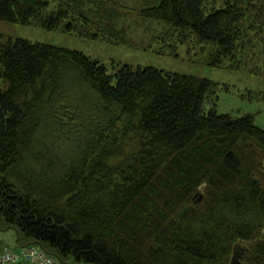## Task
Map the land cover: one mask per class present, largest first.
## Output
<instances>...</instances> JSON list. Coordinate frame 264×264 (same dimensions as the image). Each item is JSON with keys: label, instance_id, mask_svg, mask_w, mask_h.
Returning <instances> with one entry per match:
<instances>
[{"label": "trees", "instance_id": "16d2710c", "mask_svg": "<svg viewBox=\"0 0 264 264\" xmlns=\"http://www.w3.org/2000/svg\"><path fill=\"white\" fill-rule=\"evenodd\" d=\"M112 7L0 0V22L112 43L124 35ZM149 13L213 68L253 64L264 40V0H161ZM0 85V222L17 250L59 264H264V131L217 114V84L109 75L80 52L0 35Z\"/></svg>", "mask_w": 264, "mask_h": 264}, {"label": "rangeland", "instance_id": "374dc122", "mask_svg": "<svg viewBox=\"0 0 264 264\" xmlns=\"http://www.w3.org/2000/svg\"><path fill=\"white\" fill-rule=\"evenodd\" d=\"M62 1V0H60ZM116 7L108 9L115 18V28L123 30V40L112 43L102 40H84L77 36L48 32L37 27L18 26L0 22V35L13 39H23L52 47L77 51L103 65L109 75L121 66L132 70L154 68L171 74L193 76L217 84L216 113L234 119L252 116L255 127L264 131V40L253 42L250 55L253 64L239 71L213 68L208 65V52L192 41L178 43L176 38H168L169 25L150 16L149 10L161 0H111ZM59 2H52L48 13L56 11ZM257 70L258 75L252 74ZM3 90L5 87L0 85ZM224 88L228 89V92ZM253 96V97H251ZM16 232L6 229L0 222V250L9 246L16 250Z\"/></svg>", "mask_w": 264, "mask_h": 264}, {"label": "built area", "instance_id": "2783aa9c", "mask_svg": "<svg viewBox=\"0 0 264 264\" xmlns=\"http://www.w3.org/2000/svg\"><path fill=\"white\" fill-rule=\"evenodd\" d=\"M0 264H59L55 259L48 256L44 251L27 247L13 250L5 246L0 253Z\"/></svg>", "mask_w": 264, "mask_h": 264}, {"label": "water", "instance_id": "95a60500", "mask_svg": "<svg viewBox=\"0 0 264 264\" xmlns=\"http://www.w3.org/2000/svg\"><path fill=\"white\" fill-rule=\"evenodd\" d=\"M194 211V208L192 207V206H190V207H186V208H184L183 210H181L180 212H179V214H178V218H181L182 216H184V215H186V214H188V213H190V212H193Z\"/></svg>", "mask_w": 264, "mask_h": 264}, {"label": "crops", "instance_id": "0c3cea01", "mask_svg": "<svg viewBox=\"0 0 264 264\" xmlns=\"http://www.w3.org/2000/svg\"><path fill=\"white\" fill-rule=\"evenodd\" d=\"M17 241V240H16ZM18 248H20V247H18Z\"/></svg>", "mask_w": 264, "mask_h": 264}, {"label": "bare ground", "instance_id": "6f19581e", "mask_svg": "<svg viewBox=\"0 0 264 264\" xmlns=\"http://www.w3.org/2000/svg\"><path fill=\"white\" fill-rule=\"evenodd\" d=\"M193 207V206H192Z\"/></svg>", "mask_w": 264, "mask_h": 264}]
</instances>
